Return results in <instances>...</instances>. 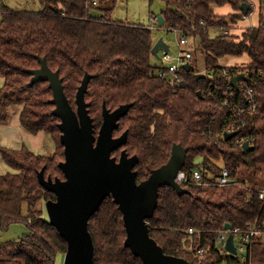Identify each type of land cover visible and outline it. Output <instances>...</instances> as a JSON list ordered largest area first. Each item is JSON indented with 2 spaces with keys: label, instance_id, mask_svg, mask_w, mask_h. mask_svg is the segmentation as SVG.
<instances>
[{
  "label": "trees",
  "instance_id": "1",
  "mask_svg": "<svg viewBox=\"0 0 264 264\" xmlns=\"http://www.w3.org/2000/svg\"><path fill=\"white\" fill-rule=\"evenodd\" d=\"M159 1L164 3L160 27L197 39L204 71L213 73V78L197 79L200 71L191 61L190 72L180 69L183 88L159 77L160 68L150 61L154 45L151 30L112 20L111 9H105V4L115 0H101L94 8L87 0H38L41 11L0 8V123H7L9 108L18 107L22 131L31 135L44 132L54 146L50 156L35 154L26 146L18 150L0 147L2 161L16 171L0 175V228L23 222L28 230L19 240L0 244V264H55L57 256L67 250L66 241L44 218V205L55 201V195L37 179L42 169L45 178L64 179L58 166L64 161V147L58 129L60 119L52 115V91L48 82L30 85L31 75L27 73L40 67L37 57L45 58L48 68L58 72L73 110L84 75L91 76L85 102L95 136L103 105L110 112L130 105L113 132L114 138L127 132V141L111 156L118 160L124 150L128 157H138L133 169L137 183L167 163L174 145L188 150L182 167L187 181L181 184L187 192L178 195L171 187H162L148 220L150 237L166 255L183 258L188 264H264V244L260 242H253L251 259L246 263L232 255L221 256L215 248L216 232L226 224L243 227L264 222V201L257 193L248 192L243 182L218 188L191 181V171L200 166L195 164L197 159L202 161L205 179L221 163L234 173L242 166L264 171V128L259 133L254 121L249 122L246 133L239 135L254 138L251 152L222 140V112L208 97L213 86L223 82V70L232 77L250 70L249 79L262 90L258 73H264V0H256L257 26L245 30L240 40L214 33L230 30L236 20L253 12L247 0ZM243 3L249 5L247 14L240 13ZM221 8L232 13L216 14L214 10ZM241 55L249 58L246 66L218 65L224 57ZM189 229L195 232L190 235ZM88 231L94 244L92 264H142L124 246L123 218L112 198L99 205L89 220ZM202 249L205 254L200 258Z\"/></svg>",
  "mask_w": 264,
  "mask_h": 264
},
{
  "label": "water",
  "instance_id": "2",
  "mask_svg": "<svg viewBox=\"0 0 264 264\" xmlns=\"http://www.w3.org/2000/svg\"><path fill=\"white\" fill-rule=\"evenodd\" d=\"M239 9L247 14L250 8L247 3H243ZM157 22L160 25L164 23L162 16L157 17ZM162 49L168 50L169 46L160 39L151 49L152 56L158 57ZM37 59L40 67L27 71L31 75L30 85L49 83L53 95L50 103L55 106L52 115L60 119L58 129L64 147V161L58 165L64 179L45 178L43 169L37 174L39 184L55 195V201H47L44 207L49 224L55 227L67 243L63 264H92L94 244L88 223L99 205L109 197L122 214L126 233L124 246L140 258L142 264H188L183 258L166 255L150 237L148 226L162 187L169 186L178 195L187 192L175 178L184 166L188 150L174 145L167 163L152 170L146 180L137 183V174L133 169L138 163V157H128L124 150L120 152L118 160L111 157L127 141V132L117 138L113 137V132L118 129L119 120L127 115L130 105H121L112 112L103 105L102 124L95 136L88 104L85 102L91 76L84 75L75 97L76 109L73 110L64 94L58 72L48 68L45 58ZM183 69L190 72V64H185ZM195 77L199 79L205 75L198 73ZM241 77V74L232 77L230 83L236 86ZM179 85L183 88L184 82L181 81ZM198 96L202 98L200 92ZM234 136L236 134H225L224 140ZM242 149L245 152L253 150L248 142L242 145ZM224 228L230 229L231 225L226 224ZM226 249L235 254L233 235L229 236Z\"/></svg>",
  "mask_w": 264,
  "mask_h": 264
},
{
  "label": "built area",
  "instance_id": "3",
  "mask_svg": "<svg viewBox=\"0 0 264 264\" xmlns=\"http://www.w3.org/2000/svg\"><path fill=\"white\" fill-rule=\"evenodd\" d=\"M101 0H87L89 7H96ZM251 6L257 5L256 0H247ZM254 12V10H253ZM251 12L249 15H243L240 20H245L249 16L253 15ZM242 13V12H240ZM152 21L157 22V18L152 17ZM256 27V26H253ZM252 27V28H253ZM227 31H216L215 35L227 34ZM178 35V54L172 56L169 50H162L159 54L161 57L159 60L163 64L160 67L158 76L166 78L171 84L180 83V69L187 63H190L193 59L191 51L186 49L187 37L180 35L178 32H174ZM210 75L209 78H213L211 72H199V74ZM242 77L237 80L236 86L230 83L232 76H230L227 70L222 71L221 77L223 82L221 84H215L208 93V97L214 101V106L217 110L222 112V126H221V138L224 140L225 134H236V136L230 138L227 141H231L234 145H242L248 142L249 146L254 149V138L251 139L248 136L239 137V135L248 130L249 122H253L254 129L262 133L264 128V73H258V79L261 80L263 87L262 90L257 89L256 84L251 82L249 78L252 77V72L248 69L239 72ZM198 74V73H196ZM258 122V123H257ZM246 133V132H245ZM204 169L201 164L199 167L191 171V181L198 185H207L212 187L224 188L233 186L239 182H243L248 192L257 193V198L264 201V171L248 169L246 166L240 167L237 172H232L228 167L219 164L218 170L209 173L207 179L204 177ZM186 173L182 169L178 172L175 181L181 186V184L187 181ZM251 199V196H248ZM195 231L189 229L188 234H193ZM217 239L215 248L220 251V255H232L238 258L241 263L250 261L253 252V242H260L264 244V222L260 223H246L245 226L232 227L230 229L218 230L216 232ZM230 235H233V246L235 248V254H231L227 249V240ZM205 254L204 249L200 250L198 255L203 258Z\"/></svg>",
  "mask_w": 264,
  "mask_h": 264
},
{
  "label": "rangeland",
  "instance_id": "4",
  "mask_svg": "<svg viewBox=\"0 0 264 264\" xmlns=\"http://www.w3.org/2000/svg\"><path fill=\"white\" fill-rule=\"evenodd\" d=\"M2 6H6L14 10L41 11L43 9V6L38 2V0H0V8ZM163 8H164V3L159 0H153L151 3H149L148 0H115L113 4L110 2L105 4V9H111V11L109 12V17L112 20L147 26L152 32L154 44L161 39L165 44L169 46L168 50L170 51L171 55L176 56L178 54V49H179L177 44L178 35H175L173 32H167L163 27H160L161 26L160 24L152 21V17L157 18L161 15ZM253 9H254L253 15L247 18V20L251 19V21L248 22V25L243 23L240 24L239 21L236 20L233 24L230 25L231 29L226 30L228 32L227 33L228 36L240 40L245 30H248L249 28L255 26L254 23L252 22H254L256 18L252 16L257 14V6L254 5ZM221 10L222 9H218V11H215L216 14L224 13V11ZM92 11L95 12L94 10ZM0 21H1V15H0ZM186 49L192 52L193 59L191 63L200 72H203L204 56L202 52L199 50L198 40L193 37H188ZM162 50L158 52V57L152 56L150 59L151 63L159 68L163 66V64L159 60V58L161 57V54L159 53ZM248 63H249V58L247 57V55H241L240 57H224L219 60L218 65L242 67V66H246ZM206 76L208 78L210 77L209 74ZM2 85H3V79L0 77V87ZM7 114H8V120L10 119V117H15L16 115H18L17 117H19L18 107L9 108ZM44 136H45V141L43 142V146L41 149H37V150L35 149L32 150L33 147L31 144H29V141L27 142L26 140H21V139L15 140L12 139L11 137L9 138L8 136H6V138H4L3 140L0 138V146L1 147L4 146L10 149H18L22 145H25L29 150H31L35 154L50 156L54 153L53 142L48 135L45 134ZM195 164L201 165L202 161L197 159ZM8 173L14 174L16 173V171L10 168L9 166L5 165L0 157V175H5ZM44 218L48 220L46 211ZM27 232L28 230L23 222L12 223L5 230H2L0 228V244L5 242L17 241ZM63 260H64V254L58 255L55 264H63Z\"/></svg>",
  "mask_w": 264,
  "mask_h": 264
},
{
  "label": "crops",
  "instance_id": "5",
  "mask_svg": "<svg viewBox=\"0 0 264 264\" xmlns=\"http://www.w3.org/2000/svg\"><path fill=\"white\" fill-rule=\"evenodd\" d=\"M221 9L224 11V13H217V14L226 15V14L232 13V11L229 8H221ZM214 11H218V9H215ZM252 17L256 18V20L252 23H254V25L257 26V14L252 16ZM238 21L240 24L243 23V24L248 25V22H250L251 19L250 20H247V19L238 20ZM251 26H252V24H251ZM17 116L18 115H16L15 117H10V119L7 120V123H4V124L0 123V138L3 140L4 138H6V136H8L9 138L11 137L12 139H15V140H17V139L26 140L27 142L29 141V144L32 145V147H33L32 150L33 149H35V150L41 149L43 146V142L45 141V136H44L45 133L39 132L37 134L30 135V134L23 132L19 126V121H18ZM22 146H25V145H22ZM2 147H4V146H2ZM4 148H6V147H4ZM20 148H18V149H20ZM8 149H10V148H8ZM18 149H13V150H18Z\"/></svg>",
  "mask_w": 264,
  "mask_h": 264
},
{
  "label": "flooded vegetation",
  "instance_id": "6",
  "mask_svg": "<svg viewBox=\"0 0 264 264\" xmlns=\"http://www.w3.org/2000/svg\"><path fill=\"white\" fill-rule=\"evenodd\" d=\"M112 157V156H111ZM115 158V157H114Z\"/></svg>",
  "mask_w": 264,
  "mask_h": 264
}]
</instances>
